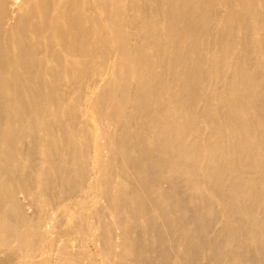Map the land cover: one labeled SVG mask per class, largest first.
Wrapping results in <instances>:
<instances>
[{
	"label": "bare ground",
	"instance_id": "1",
	"mask_svg": "<svg viewBox=\"0 0 264 264\" xmlns=\"http://www.w3.org/2000/svg\"><path fill=\"white\" fill-rule=\"evenodd\" d=\"M95 261L264 264V0H0V264Z\"/></svg>",
	"mask_w": 264,
	"mask_h": 264
},
{
	"label": "rangeland",
	"instance_id": "2",
	"mask_svg": "<svg viewBox=\"0 0 264 264\" xmlns=\"http://www.w3.org/2000/svg\"><path fill=\"white\" fill-rule=\"evenodd\" d=\"M89 122L93 123L94 120L90 119ZM97 132H98V131H97ZM93 197H94V196H92L91 199H89V200H90V202L88 201V203H90L89 205H88L87 202H86V206L88 205L87 208H86V206H84L85 208H82L83 210H81L80 212H86V213H89V209H90V211H92L91 208L94 209V206L96 207V205H97L96 203H97L99 200H100V201L102 200L101 202L99 201L100 205H103V204L105 203L104 199L101 198V196L96 195V197H98V198H94V199H93ZM99 197H100V198H99ZM96 199L98 200L97 202H96ZM91 200H93V202L95 201L96 203H92V204H91V202H92ZM80 201H81V200H80ZM102 203H103V204H102ZM63 204H64V206H67L66 203L58 204L59 206L56 205V206H58V207L55 206V207H56V210H54V209H55L54 205L51 206V207L54 208L53 211H52V208L50 207V211H51V212H54V211H55V213H53V214H51V215L54 216V214H55V216L52 218V216L50 215L52 219H49L48 217H50V216H48V215L51 213V212H50V213L47 215L48 217L46 216V218H45V221H46L45 223H46V225H48V223H49V221H50L49 226L51 227V226L56 225V227L54 226V227H55L54 229H53V227H51V228H52V229H51L49 226H46L45 228L49 227V230H50V229H51L50 231H53V230H54L55 233H56V231L58 230L59 232H57V234H55L54 236H59V237H60V236H62V235L65 233V234H64V235H65L64 237L68 238V236H69L68 233L71 234L70 232H72L73 230H66V231H65V230L63 229V225H64V223H67V222H68L67 224H69V223L71 222L70 220H68V221L66 222L65 219H67L68 216H69V217L71 216L70 212L73 211L72 214H74L76 211H75V209L71 208L72 206L69 207L70 205H68L67 207H69V208L72 209V210H70V209L64 207L65 209H67V210H65V209L63 208ZM95 204H96V205H95ZM90 205H91V206H90ZM92 205H94V206H92ZM98 205H99V204H98ZM89 206H90L91 208H90ZM60 207H62V209H61ZM102 207H104V205H103ZM30 210H31V211H30ZM32 210H33L32 208H29V211H30V212H32ZM68 210H69V211H68ZM95 210H97V208H95L94 211H95ZM33 211H35V210H33ZM59 211H60V212H59ZM65 211H66V212H65ZM61 212H62V213H61ZM63 212H65V213L67 214V216H64V215H66V214L63 213ZM80 212H79V213H80ZM34 213H36V211H35ZM86 213H84V214H86ZM91 213H92V212H91ZM30 214H31V213H30ZM32 214H33V212H32ZM69 214H70V215H69ZM76 214H78V212H76L74 216H71L70 219H72V220L75 219V220H76V218H75V217H77ZM81 214H83V213H81ZM106 215H107V213H106ZM63 216H64V217H63ZM107 216H108V215H107ZM107 216H106V220H107L108 218H111L110 220L113 221L114 218L111 217L112 215L110 216V214H109V216H108V217H107ZM55 217H56V218H55ZM62 217L64 218L63 220H65L64 223L62 222V221H63V220H62ZM65 217H67V218H65ZM72 217H73V218H72ZM47 218L49 219L48 222H47V220H48ZM59 219H60V221H61L63 224H62V223H59V222H60ZM56 220H58V221H56ZM108 220H109V219H108ZM51 221H52V222H51ZM53 221H55V222H53ZM69 221H70V222H69ZM56 222H58V224H57ZM75 223H76V221L74 222V220H73V221L70 223V226H69V225H67V226L73 228L74 225H75ZM51 224H52V225H51ZM53 224H54V225H53ZM71 224H74V225H71ZM61 225H62V229H63L64 231H63L62 229H61V231H60V227H61ZM44 226H45V224H44ZM96 227H97V226H96ZM96 227L94 226V228H96ZM94 228H93V227L87 228L86 231L89 232V233H92V235L94 236V240H95L94 242H95V243H94V242L92 243V242H90V241H87V242H86V240L82 241L83 245H85V246H84V248H85L84 250H86L87 255H89V256H88L89 259L87 258V256H85V255H86L85 253H83V255H80V257L82 256L81 258L84 259V260H83L84 263L88 262V260L90 261V260L92 259L91 257H95V258H94L95 260H96V259H98V260L100 259V253H98V252L101 251L102 247L100 246V247H101V248H100L99 246H97V243H99L98 245H100V244H101V241L98 240V239H99L98 237L95 238V235H94V233L96 234V236H98L97 234H100V233H97V231H100V228L97 227V228H99V229L96 228V229H95V230H96L95 232L92 231V230H94ZM47 229H48V228H47ZM47 229H45V232L48 231V234H49L48 236H52L53 234H51V232H50L49 230H47ZM89 229H90L91 231H88ZM54 231H53L52 233H54ZM62 231H63V232H62ZM67 231H69V232H67ZM60 232H62L63 234L61 233V234H62V235H61ZM46 233H47V232H46ZM58 233H59L60 235H58ZM50 234H51V235H50ZM66 234H67V236H66ZM72 235H73V234H71L70 236L72 237ZM70 236H69V238H68L69 241H70V239H71ZM74 236H75V235H74ZM74 236L72 237L74 240L71 239L72 241H70V243H72V245H74V244H78L79 242H81L79 239L75 241V239L78 238V237H77V235H76V237H74ZM64 237H63V238H64ZM113 237H115V236H113ZM60 238L62 239V237H60ZM114 239H115V238H114ZM96 240H98V242H96ZM116 240H117V239H116ZM77 241H79V242L76 243ZM89 242H90V244H89ZM48 243H49V241H48ZM85 243H88V244H89L88 248H87V245H88V244H85ZM94 244H95V245H94ZM93 245L96 246V247H98V248L95 249V247H94ZM101 245H102V244H101ZM49 246H51L50 243H49ZM90 246H91V247H90ZM54 248H55V247H54ZM73 248H76V245H74ZM50 249H51V248H50ZM50 249H49V252H50ZM88 249H89V250H88ZM93 250H94V251H93ZM95 250H96L97 252H96ZM98 250H99V251H98ZM91 251H92V252H91ZM83 252H84V251H83ZM94 252H96V254H95ZM88 253H90V254H88ZM93 253H94V254H93ZM48 254H49V253H48ZM92 254H93V255H92ZM98 254H99V255H98ZM91 255H92V256H91ZM94 255H96V256H94ZM83 256H85V257H83ZM90 256H91V257H90ZM86 260H87V261H86ZM92 260H93V259H92ZM92 260H91V261H92ZM97 262H98V261H95V264H96ZM49 264H50V263H49Z\"/></svg>",
	"mask_w": 264,
	"mask_h": 264
}]
</instances>
